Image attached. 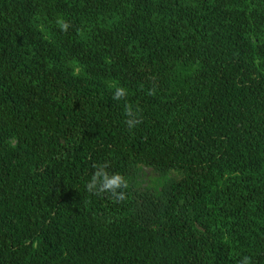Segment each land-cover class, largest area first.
<instances>
[{"label": "trees", "instance_id": "16d2710c", "mask_svg": "<svg viewBox=\"0 0 264 264\" xmlns=\"http://www.w3.org/2000/svg\"><path fill=\"white\" fill-rule=\"evenodd\" d=\"M0 264H264V0H0Z\"/></svg>", "mask_w": 264, "mask_h": 264}, {"label": "clouds", "instance_id": "9594fccd", "mask_svg": "<svg viewBox=\"0 0 264 264\" xmlns=\"http://www.w3.org/2000/svg\"><path fill=\"white\" fill-rule=\"evenodd\" d=\"M63 27L66 28L67 25L65 24L63 25ZM125 96L126 90L122 87H118L113 94V99L119 100L120 98ZM127 115L130 117V119L127 121L129 127H132L136 123H138V120L131 118L132 113L130 110L128 111ZM11 144L13 147H15L14 139L11 141ZM106 168L107 166L104 164L96 166V170L93 176L86 184L87 191L95 194L110 193L120 200L124 199L122 189L128 187L126 179L118 173L110 174L108 171H106Z\"/></svg>", "mask_w": 264, "mask_h": 264}]
</instances>
